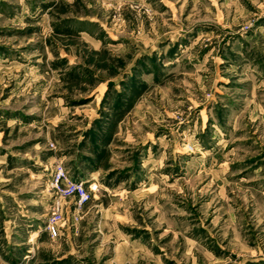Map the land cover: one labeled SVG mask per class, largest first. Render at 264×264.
<instances>
[{
	"label": "rangeland",
	"instance_id": "374dc122",
	"mask_svg": "<svg viewBox=\"0 0 264 264\" xmlns=\"http://www.w3.org/2000/svg\"><path fill=\"white\" fill-rule=\"evenodd\" d=\"M0 264H264V0H0Z\"/></svg>",
	"mask_w": 264,
	"mask_h": 264
},
{
	"label": "built area",
	"instance_id": "2783aa9c",
	"mask_svg": "<svg viewBox=\"0 0 264 264\" xmlns=\"http://www.w3.org/2000/svg\"><path fill=\"white\" fill-rule=\"evenodd\" d=\"M68 188H69L68 190L60 189V192H61L60 196L61 197H63V196L66 197L67 195L70 196V195L76 194V193L81 194V200L88 197L86 192H85V189L82 186V184H76V183L71 182L69 184ZM55 217L60 218L61 216L58 215L57 213H55L53 220L47 226L48 234L50 235V237H52L54 239L58 237V233H59V229H58V225L56 223Z\"/></svg>",
	"mask_w": 264,
	"mask_h": 264
}]
</instances>
